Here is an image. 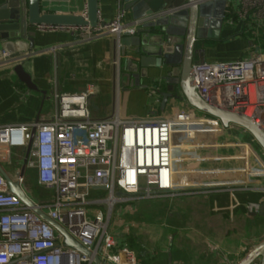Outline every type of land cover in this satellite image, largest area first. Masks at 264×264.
<instances>
[{
    "label": "built area",
    "instance_id": "obj_1",
    "mask_svg": "<svg viewBox=\"0 0 264 264\" xmlns=\"http://www.w3.org/2000/svg\"><path fill=\"white\" fill-rule=\"evenodd\" d=\"M172 11H159L130 24L124 20L125 9H121L116 18L104 26L72 29L86 33L89 39L106 32L117 37L135 35L152 17ZM82 15L86 17V9ZM224 19L229 24L242 23L245 32L258 37L264 22V0H227ZM46 29L71 28L48 26L43 30ZM9 58L10 53L3 50L0 63H6ZM193 72L197 91L204 101L251 117L264 130V50L258 49L250 57L237 60L196 61ZM153 84L149 92L158 104L162 101L164 87L160 82ZM95 93L93 84L79 92L56 90L53 93L56 108L49 117L37 123L0 124V146L5 147L8 162L12 164V148H27L26 168L35 170L39 186L53 192L51 199L44 202L29 196L92 256L79 252L76 256L77 251L64 243L54 226L9 190L0 172V264H75L76 260L78 264H94L93 256L105 264H139L137 251L120 244L112 230L117 204L225 188L264 191V177L247 178L246 183L231 187L205 185L181 191L176 177L179 161L176 141L181 135L196 138L197 134H202L207 141L206 150L209 146L216 149L220 144L219 151L206 152L196 159L242 161L240 169L253 174L264 173V162L254 152L251 162L246 155L251 143L232 141L233 134L226 131L230 125L225 127L215 117L205 114L197 117L194 110L177 106L169 114L157 117L123 118L115 111L109 117L98 118L91 113L90 98ZM210 135L215 138L211 145L208 144ZM229 136L232 138L226 140ZM237 146L242 152H226ZM216 168L196 169L195 173L208 177L227 171V168ZM20 172L21 169H17L14 175L8 176L22 184L25 177H21ZM97 186H106L107 195H96L95 191L102 190L94 188ZM117 191L122 194L117 195ZM262 203L264 201H249L246 207L259 212ZM100 204H106V209L95 208Z\"/></svg>",
    "mask_w": 264,
    "mask_h": 264
},
{
    "label": "crops",
    "instance_id": "obj_2",
    "mask_svg": "<svg viewBox=\"0 0 264 264\" xmlns=\"http://www.w3.org/2000/svg\"><path fill=\"white\" fill-rule=\"evenodd\" d=\"M98 4L100 19L106 22L113 21L123 9L120 0H98ZM49 9L57 13L82 15L86 9V0L54 2ZM125 13V22L131 24L134 20L131 12L125 10ZM32 30L36 35L31 51L28 40L10 41L2 40L0 37V57L4 49L11 53L6 63H0V124L35 123L37 118L45 119L56 108L54 91L79 92L92 84L96 93L90 98L91 108L94 110L104 108L103 115H94L98 118L109 117L115 111L120 116L122 112L123 117L150 118L157 110L160 109V112L164 110L162 101L158 104L154 103L149 86L160 82L164 87L162 92H165L166 84L163 76L166 75L167 69H159L149 78L140 79V84L137 85V80L132 78L129 68L140 70V55L129 53L124 57L121 56L119 48L115 45L117 39L115 34L106 32L89 39L86 33L72 28ZM258 49L264 50V22L260 35L252 37L250 33L244 31L242 23L229 24L224 19L220 38L208 40L205 43V52L197 54L195 61L243 59L250 57ZM129 61H132L131 65H128ZM17 64L22 66V70L30 77L36 88H29L21 81L14 71ZM121 74L124 77L123 87L120 90ZM107 96L113 102L116 98L120 99V107L115 108L114 103L112 108L109 107V102L105 99ZM95 97L99 99L98 103ZM161 99L163 100V97ZM172 100L170 99L168 103L173 102ZM181 136L177 139L180 141H176L181 150L180 153L179 150L177 151L179 161L176 163V177L181 191H190L205 185L231 187L246 183L247 178L264 177L263 171L253 174L240 169L242 167L240 161L216 162L196 159L206 152L211 154L219 151L220 144L216 145V149H211L213 146H209V150H206L207 141L202 134H197L196 138L187 137V134ZM213 137L210 135L211 140L207 137L208 144L211 145L214 141ZM230 138L232 136L226 140ZM190 140L193 143H189ZM232 141L237 140L232 139ZM4 151L5 147L0 146V166L7 174L14 175L17 169L22 167L27 148L11 149L12 164L8 162V155ZM236 151L238 152V148ZM206 163L211 165L202 166ZM214 167L227 168V171L208 177H199L195 173L196 169ZM258 167L261 168L260 165ZM32 172L35 173L34 179L31 178ZM24 177L22 186L35 201L44 202L51 199L53 193L46 199L44 193L40 199L33 196L34 183L38 184L34 169L25 168ZM100 192H104V189ZM249 201H264V191L246 189L232 191L225 188L197 194L183 193L169 198L129 200L116 205L112 230L120 244H126L137 251L139 264H175L176 255L182 251V246H175L173 242L179 244L183 237L177 239L179 236L175 234L186 233L190 229H195L206 245L205 251L197 255L199 263L193 259L192 264H239L254 246L264 239V215L249 211L246 207ZM159 202H166L163 206L166 205L167 212L162 214V217L166 218L164 226L170 228L171 235L174 236H167L166 239L163 233L146 243L144 242L146 233L144 229L143 232L139 229V222L134 219L138 217L135 216L134 211L140 204ZM146 213L147 211L143 212L142 217L151 216ZM124 214L131 216V222L125 225L121 223ZM137 231H140V235L144 237L143 242L137 241Z\"/></svg>",
    "mask_w": 264,
    "mask_h": 264
},
{
    "label": "water",
    "instance_id": "obj_3",
    "mask_svg": "<svg viewBox=\"0 0 264 264\" xmlns=\"http://www.w3.org/2000/svg\"><path fill=\"white\" fill-rule=\"evenodd\" d=\"M69 1L0 0L1 39L10 41L28 40L30 41L29 51H31L34 47L36 35L32 29L43 30L48 26L97 28L106 24V21L100 19L98 0H86V17L81 14L52 12L49 9V6L54 2ZM120 1L123 9L131 12L134 20L153 16L155 13L166 9H173L172 12L166 15L149 19L138 28L135 35H119L116 39L115 45L119 48L121 56L124 57L129 53L140 55V70L129 68V71L132 72L130 75L137 80L136 84H140V79L149 78L152 73L166 68V75L163 76L166 84V91L162 92L163 109L170 99L183 98L191 107L205 115L217 118L225 127L234 124L244 128L264 150L263 128L251 117L204 101L197 91L194 80L193 64L196 62L195 56L205 52V43L208 40L220 38L227 0ZM131 63L132 61H129L128 65H131ZM14 71L29 88H36L30 77L22 70L20 64L14 67ZM38 121L39 118L36 119L35 123ZM35 130L34 127L33 134ZM27 157L28 149L21 167V177L25 172ZM0 172L5 177L9 190L54 226L63 236L64 243L77 251L76 256H78V252L89 257L92 256L90 251L82 247L61 225L53 221L36 205L20 182L13 181L1 166ZM94 188L107 189L106 186ZM121 194L120 191H117V195ZM259 213L264 215V203H262ZM253 214H256V212ZM256 260H259L260 264H264V239L255 245L253 250L239 264H253ZM93 262L94 264H105L97 256H93ZM75 264H78L77 260Z\"/></svg>",
    "mask_w": 264,
    "mask_h": 264
},
{
    "label": "rangeland",
    "instance_id": "obj_4",
    "mask_svg": "<svg viewBox=\"0 0 264 264\" xmlns=\"http://www.w3.org/2000/svg\"><path fill=\"white\" fill-rule=\"evenodd\" d=\"M123 77H124V75L121 74L120 75V80H121L120 90L123 87ZM97 97H95L94 99H95V101L97 100V103H98L99 99ZM105 99H106V101L108 100L109 107L112 108L113 107V103H114L115 108L116 107L117 108L120 107V99L116 98V100L114 102L111 99L109 100L108 96ZM172 101L173 102H169V103L167 102V104H166V106H165L163 111L160 112V109H159L156 112H154L153 116L157 117L159 115H162L163 113H166V112L169 113L172 108L177 107L178 105H181L184 109H186L188 111L194 110V115L197 116V117H201V116L204 115V113H202V112L198 111L197 109H195V108L191 107L190 105H188L186 103V100L183 99V98L174 99ZM91 113L93 115H95V114L103 115L104 114V108L101 107L98 110H94V109L91 108ZM121 116L123 117L122 112H121ZM132 117H137V116H128V117H123V118H132ZM226 131L227 132L228 131L231 132L233 134V138L236 139V140L248 141V142L251 143L252 147H249L246 150L247 158L251 162H252V159H253V152H254L256 157L258 156L264 162V150L253 139V137L250 135V133L248 131H246L244 128H242V127H240L238 125H234V124L230 125V127L228 129H226ZM180 137H182V136H180ZM237 148H238L239 152H242V150H241L242 148H239L238 146L236 148H234V149L227 150L226 152L230 151L229 153H236L237 152L236 151ZM180 151L181 150H179L178 153H180ZM220 152L223 153L224 150H221ZM177 155L178 154H176V156ZM242 163L243 162L241 161V164ZM207 165H211V164L206 163V164H203L202 166H207ZM31 178H33V179L35 178V173L34 172H32ZM33 189H34L33 196L36 199H40L42 197V193L45 194L44 195L45 199L48 198L49 195H51L53 193L52 190H47V189H45L43 187L41 188L38 184L35 185V183H34V188ZM95 192H96L95 194L98 195V196L107 195L106 191H104V192L95 191ZM116 194H117V192H116ZM52 196H53V194H52ZM163 203H166V202H159V203H154V204H150V203L140 204V206L138 205L139 207H137L136 211H134L135 216L138 217V218L135 217L134 219H136L139 222V223L137 222L140 225L139 229H141L142 232H143V229H144V233H146L145 234L146 239L144 241V237H142V234L140 235V231H137V241L138 242H141L142 239H143L144 242L148 243L149 240L151 241V239H156L160 235H162L163 233H164V236H165L166 239H167V236H169V237H173L174 236V235H171V232H170L171 229L164 226L166 218L162 217V214H164V212H167V211H166V205L163 206ZM105 207H106V204H104V205L100 204V205L95 206V208H100V209H106ZM145 211H147L146 214H150L151 216L148 217L147 215H143L145 218L142 217V213L145 212ZM159 212H161V214H158ZM113 216H114V214H113ZM130 218H131V216H129L128 214L122 215L121 223L123 225H125V223L131 222ZM163 229H165V230H163ZM166 229H168V230H166ZM193 231H195V232H193ZM173 234H175V233H173ZM186 234H188V235H186ZM175 235L179 236V237H177V239H179L180 236H183L182 240L179 241V244L176 243L175 241L173 242L175 246L176 245L179 246V247H180V245L182 246V251L178 252V253L176 252L177 255H176V263L175 264H192L194 262L193 259L197 263H199L197 261V255H199L200 253H203L205 251V248H206V245L204 244V241H203L202 237H200L198 235V233H196L195 229L194 230L190 229V231H187L186 233L183 232L182 234L176 233ZM129 236H131V235H129ZM140 253H141V251H140ZM195 257H196V259H195ZM256 262H259V260H256Z\"/></svg>",
    "mask_w": 264,
    "mask_h": 264
}]
</instances>
